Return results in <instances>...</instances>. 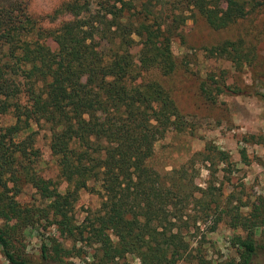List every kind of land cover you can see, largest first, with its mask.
<instances>
[{"label": "trees", "instance_id": "16d2710c", "mask_svg": "<svg viewBox=\"0 0 264 264\" xmlns=\"http://www.w3.org/2000/svg\"><path fill=\"white\" fill-rule=\"evenodd\" d=\"M263 6L264 0H64L36 16L29 0H0V252L6 264H131L128 256L136 264H253L264 255V195L243 202L196 183V163L208 164L214 176L218 166L231 164L226 151L206 143L169 170L155 167V145L168 133L187 132L158 78L180 67L174 39L183 37L190 19L219 31ZM242 48L241 40H227L210 52L241 62ZM260 82L264 91V76ZM41 131L57 180L41 174ZM241 156L246 159L245 150ZM27 189L31 201L23 202ZM81 191L99 198L98 208L83 217L76 209ZM210 220L208 232L223 221L239 232L229 241L234 256L208 258L198 233ZM50 228L60 239L42 234L37 255L28 253L26 231Z\"/></svg>", "mask_w": 264, "mask_h": 264}, {"label": "rangeland", "instance_id": "374dc122", "mask_svg": "<svg viewBox=\"0 0 264 264\" xmlns=\"http://www.w3.org/2000/svg\"><path fill=\"white\" fill-rule=\"evenodd\" d=\"M64 0H29L33 15L50 13ZM60 19V18H59ZM58 20L50 26L57 25ZM183 37L174 39L172 51L179 69L168 78H160L163 86L171 92L173 99L187 121L184 134L168 133L155 145L156 168L176 165L188 161L194 152L202 151L206 143H212L229 154L230 166L220 165L214 176H210L208 164L196 163L199 170L196 183L201 189L215 185L221 188L224 197L233 196L243 202H253L264 195V92L261 79L264 76V6L255 14L238 21L227 29L215 31L201 19L187 21ZM243 43L241 62L214 56L210 49L225 41ZM213 100H212V99ZM253 137V138H251ZM36 145L42 153L41 174L57 180L58 169L50 156L49 138L41 131ZM245 150L243 160L241 151ZM62 183L60 191L64 192ZM32 190L27 189L21 201H31ZM99 206L97 195L81 191L76 204L78 215L83 217L87 209ZM245 211V210H244ZM211 220L200 225L199 236L208 250V258L216 261L220 257L234 256L230 239L238 231L229 229L225 221L208 232ZM42 234L60 239L54 228L26 231L28 253L37 255ZM66 246L69 241L62 240ZM131 264L137 260L128 256ZM79 263V260H75ZM0 264L6 261L0 252ZM180 264H188L182 262ZM253 264H264V255H259Z\"/></svg>", "mask_w": 264, "mask_h": 264}]
</instances>
